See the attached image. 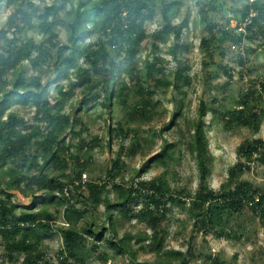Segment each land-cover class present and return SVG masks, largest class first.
Returning a JSON list of instances; mask_svg holds the SVG:
<instances>
[{
    "label": "trees",
    "instance_id": "16d2710c",
    "mask_svg": "<svg viewBox=\"0 0 264 264\" xmlns=\"http://www.w3.org/2000/svg\"><path fill=\"white\" fill-rule=\"evenodd\" d=\"M4 1L15 6L0 29V239L11 264H47L45 240L53 230L62 236L58 264H89L94 254L105 263L127 255L130 264H187L193 255L189 248L166 246L167 225L175 206L187 212L204 235L218 238L237 237L231 225L236 216L250 214L264 224V184L243 178L254 163H264V137H245L225 181L213 188L209 177L214 158L206 120L211 113L227 131L245 128L258 133L264 119V77H250L232 106L216 97L200 98L195 116L187 119L188 137L174 142L164 139L160 151L136 177L118 179L127 166L120 156L112 159L104 180L95 174L91 150L101 138L84 137L90 128L77 108L100 103L111 114L118 102L126 109L116 126H112V114L108 118L106 141L111 146L115 138H130V156L144 151L160 132L170 131L183 115L192 79L189 63L180 58L185 23L173 22L181 0H76L69 7L67 0L50 4L0 0V5ZM242 1L233 15L235 26L232 18L222 16L224 21L219 23L209 17L215 7L199 2L209 31L200 41L203 65L207 69L216 64L227 74L222 86L230 85L234 77L228 64L217 63L215 58L218 51L224 55V42L240 47L245 38L264 39V0ZM157 9L161 24L150 34L146 26ZM60 25L65 28V39L57 30ZM33 32L41 34L39 40ZM170 35L174 66L162 63L159 55ZM144 45L151 47V53L135 60ZM244 60L239 54V62L245 65ZM26 63L31 66L30 74ZM49 68L52 78L46 76ZM216 69H207L205 81L218 75ZM122 75L126 79L121 80ZM240 79H244L242 73ZM59 80L66 84H57ZM52 87H56V96ZM169 88L174 110L163 127L144 135L139 125L131 126L150 121L159 102L155 95ZM78 89V107L65 110L66 99ZM132 96L136 97L133 103ZM16 103L33 107V116L26 118L12 110ZM184 150L193 155L199 173L193 193L172 189L167 177L176 155L180 158ZM151 163L161 165L163 171L142 178ZM87 172L89 178L84 180ZM14 195L19 201L13 200ZM134 220L151 232L130 229ZM140 253L153 258L139 260ZM210 264L228 263L218 255Z\"/></svg>",
    "mask_w": 264,
    "mask_h": 264
},
{
    "label": "rangeland",
    "instance_id": "374dc122",
    "mask_svg": "<svg viewBox=\"0 0 264 264\" xmlns=\"http://www.w3.org/2000/svg\"><path fill=\"white\" fill-rule=\"evenodd\" d=\"M72 1L67 0V6L69 7ZM178 14L173 18L174 23L184 22L185 27L183 31V47L180 48V58L186 61L190 65V76L192 79V85L188 89L187 95L184 100L183 115L176 122L174 127L170 131L165 133L160 132L153 141L146 146L144 151L137 153L134 156L128 154L129 139L115 138L113 144L109 146L107 144V121L112 114V126H116V122L119 118L123 117L126 109H122L118 102L115 103L113 111L110 114L108 109L100 104L96 103L94 106L86 107L83 110L77 108L78 101L81 93L79 89L72 93L65 103V110L71 111L73 107H76L80 115H83V120L89 125L90 131H84L85 138H91L95 135H99L101 142L97 144L91 153L94 155L95 160V174L101 179L106 178V170L111 168L113 162L112 159L121 157L127 164L126 168L119 173V178H134L137 176V171L148 165V159L156 155L161 148L163 140L168 138L174 142L177 138L188 137L187 131V119L194 117L196 109L199 105L200 98H214L216 97L220 102L228 106H232L234 98L238 92L244 86V83L250 78L264 77V39L262 37H255L253 39L245 38L243 44L239 47L232 45L230 41L224 42V55L220 51L216 52L215 58L217 63L228 64V67L232 69L233 79L230 85H224L228 79L227 74L221 70L218 65H210L207 69L211 72L217 67L218 75L213 77L210 81H205V75L207 69L203 65V52L200 45L202 37L207 36L209 31L206 27L207 20L201 13V5L207 4V7L213 4L214 10H210L209 17L214 18L219 23L223 22L222 16L232 18V26L236 25L234 13L236 9L244 2L242 0H181ZM36 2L52 3L53 0H37ZM14 5H7L6 1L0 5V29L5 24L8 16L12 12ZM161 13L157 9V14L153 21L147 23V32L152 34L160 27ZM57 30L61 33L62 39L66 38V31L63 25L58 26ZM31 35L35 36L38 40L41 37L40 33L33 32ZM94 35L93 38H95ZM150 44V43H149ZM174 44L173 35L168 37L166 43L161 44L160 59L162 63L169 66L175 65L173 55L169 53V49ZM142 47L141 53L137 54L134 59L139 61L148 57V53H151V47ZM248 48V50L246 49ZM243 54L245 58V65L239 62V54ZM25 69H28V73H31V66L26 63ZM216 69V70H217ZM53 69L49 68L47 71L50 78L54 76ZM240 73L244 79H240ZM122 79H126V76L122 75ZM44 81L47 77L43 76ZM59 85H65V80H59L56 82ZM53 96L57 95L56 87H52ZM136 97H131L130 102H134ZM155 100H159L158 106L152 113V119L148 122L134 123L131 126L139 125L140 132L144 135H148L152 132L160 130L163 125L170 119L174 110V103L172 101V89L169 88L167 92L163 94H157L154 97ZM220 103H218L219 105ZM217 106V105H216ZM264 106V103H263ZM12 110L18 111L22 116L28 118L34 114V108L30 105H23L16 103L12 106ZM76 111V110H75ZM208 124V139L210 143L211 154L214 158L212 175L209 177V184L213 188H218L220 184L225 181L227 177V170L230 165H233L237 160V147L245 139V137L259 138L264 137V119L260 127V131L255 134H251L245 128H235L233 131H227L222 128V123L214 120L211 113L206 117ZM28 128V127H26ZM75 138L74 141H78ZM124 146V147H122ZM122 148V149H121ZM176 155L175 160L172 162L171 170L168 174L170 186L175 190H185V193H193L199 185V173L197 169L196 161L192 154L186 150L181 153V157ZM163 171L161 165L152 164L147 172L142 174V178H153ZM87 178H89L87 172ZM243 178L249 180L255 185L264 184V163H254V168L247 171ZM14 201H19L18 197L14 195ZM170 221L167 225L168 236L167 244L168 248H189L193 255L189 256L187 264H210L211 260L220 255L227 260L228 264H264V224L256 218H252L250 214L245 216H236L231 219V225L233 229V236L231 239L218 238L214 234L204 235L203 231L199 230L194 225L193 220L189 218L187 212L181 210L175 206L170 212ZM130 229L135 232L139 230H146L151 232L147 225L134 220L129 225ZM47 244V264H58L59 258L57 251L62 247V236L56 231H50L45 240ZM104 246V245H103ZM106 250L112 254L109 246H104ZM148 260L153 258L151 255L140 253L139 260ZM130 258L127 255H117L109 258L105 263L94 254L89 259V264H130ZM0 264H11L7 257L6 251L2 245L0 239ZM16 264H21L17 262Z\"/></svg>",
    "mask_w": 264,
    "mask_h": 264
},
{
    "label": "built area",
    "instance_id": "2783aa9c",
    "mask_svg": "<svg viewBox=\"0 0 264 264\" xmlns=\"http://www.w3.org/2000/svg\"><path fill=\"white\" fill-rule=\"evenodd\" d=\"M83 178H84V180L87 179V174L86 173L83 174Z\"/></svg>",
    "mask_w": 264,
    "mask_h": 264
}]
</instances>
